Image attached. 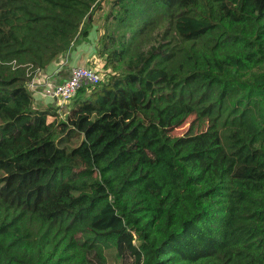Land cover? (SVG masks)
<instances>
[{"label":"trees","instance_id":"trees-1","mask_svg":"<svg viewBox=\"0 0 264 264\" xmlns=\"http://www.w3.org/2000/svg\"><path fill=\"white\" fill-rule=\"evenodd\" d=\"M103 3L106 80L34 108ZM109 256L264 264V0H0V264Z\"/></svg>","mask_w":264,"mask_h":264},{"label":"crops","instance_id":"crops-1","mask_svg":"<svg viewBox=\"0 0 264 264\" xmlns=\"http://www.w3.org/2000/svg\"><path fill=\"white\" fill-rule=\"evenodd\" d=\"M87 28L89 34L85 40L78 39L70 53L61 55L45 70L35 74L28 86L34 100V108H46L56 103L54 99L45 96V91L63 83L71 68L88 67L99 72L103 69L104 62L96 54L102 31L99 30L98 22H91Z\"/></svg>","mask_w":264,"mask_h":264},{"label":"built area","instance_id":"built-area-1","mask_svg":"<svg viewBox=\"0 0 264 264\" xmlns=\"http://www.w3.org/2000/svg\"><path fill=\"white\" fill-rule=\"evenodd\" d=\"M101 81L99 71L88 67H74L70 69L68 78L54 88L46 90L45 96L54 99L59 106L73 99L79 89L94 87Z\"/></svg>","mask_w":264,"mask_h":264},{"label":"rangeland","instance_id":"rangeland-1","mask_svg":"<svg viewBox=\"0 0 264 264\" xmlns=\"http://www.w3.org/2000/svg\"><path fill=\"white\" fill-rule=\"evenodd\" d=\"M108 4L107 3H103L102 4V7L101 9L97 10L92 19H94V22H98V24L101 22V19L105 16L107 10H108ZM101 74V78H102V81L106 80V77H107V74L109 73V71H105L104 68L99 72ZM101 81V82H102ZM71 102H68V103H64L62 105H59L61 107L60 111H59V118L60 120H64L65 119V114L68 110V107L70 106ZM48 121L51 122L52 121V118H48ZM189 125H190V121L187 120L183 125H181L180 127L174 129L171 133V135L173 137H179V136H182L184 135L188 128H189ZM113 132H115V127H113ZM108 263L109 264H116L115 260L112 258V257H108Z\"/></svg>","mask_w":264,"mask_h":264}]
</instances>
